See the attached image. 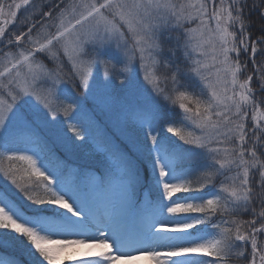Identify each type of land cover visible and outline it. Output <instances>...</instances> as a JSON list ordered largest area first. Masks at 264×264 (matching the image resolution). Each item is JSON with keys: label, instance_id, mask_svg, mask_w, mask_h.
Segmentation results:
<instances>
[{"label": "snow or ice", "instance_id": "6c2138e0", "mask_svg": "<svg viewBox=\"0 0 264 264\" xmlns=\"http://www.w3.org/2000/svg\"><path fill=\"white\" fill-rule=\"evenodd\" d=\"M0 249L264 264V0H0Z\"/></svg>", "mask_w": 264, "mask_h": 264}, {"label": "rangeland", "instance_id": "374dc122", "mask_svg": "<svg viewBox=\"0 0 264 264\" xmlns=\"http://www.w3.org/2000/svg\"><path fill=\"white\" fill-rule=\"evenodd\" d=\"M113 50L115 51V46L113 45ZM63 62H64V70L70 72L71 71V65L70 63L67 61L66 57H62ZM45 63L51 68L53 65L50 61H48L47 59H45ZM142 78V77H141ZM61 119H64L63 117H60ZM69 135H71V133H69ZM170 135V134H169ZM58 154H60L61 156L64 155V153L62 151H60L59 149H57ZM82 162V154H74L72 156L69 157V163L70 164H78ZM14 190V189H13ZM177 196L182 195L177 193ZM175 199V196L173 197ZM0 254H3L5 256L10 255V249H0ZM139 260H146L144 257H139ZM127 262H129V260H121L119 262V264H126ZM65 264H69V262L65 261Z\"/></svg>", "mask_w": 264, "mask_h": 264}, {"label": "bare ground", "instance_id": "6f19581e", "mask_svg": "<svg viewBox=\"0 0 264 264\" xmlns=\"http://www.w3.org/2000/svg\"><path fill=\"white\" fill-rule=\"evenodd\" d=\"M126 264H152V262H150L148 259L139 260V258H137L135 260H131V261L127 262Z\"/></svg>", "mask_w": 264, "mask_h": 264}, {"label": "trees", "instance_id": "16d2710c", "mask_svg": "<svg viewBox=\"0 0 264 264\" xmlns=\"http://www.w3.org/2000/svg\"><path fill=\"white\" fill-rule=\"evenodd\" d=\"M254 19H256V18L254 17ZM256 26L259 27V22H258V21H257V23H256ZM68 70H69V69H68ZM68 70H67V71H68ZM14 254H15L14 250H11V249H10V255H14ZM21 259H23V257H21Z\"/></svg>", "mask_w": 264, "mask_h": 264}]
</instances>
